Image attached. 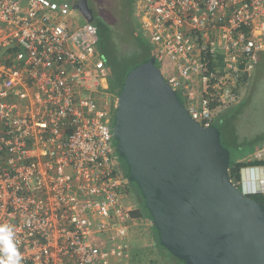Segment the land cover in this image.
I'll use <instances>...</instances> for the list:
<instances>
[{
  "label": "built area",
  "instance_id": "1",
  "mask_svg": "<svg viewBox=\"0 0 264 264\" xmlns=\"http://www.w3.org/2000/svg\"><path fill=\"white\" fill-rule=\"evenodd\" d=\"M136 1L156 60L194 118L213 119V91L226 106L238 102L241 77L264 53V0ZM79 17L69 0H0V224L13 227L21 264H103L100 244L127 250L119 238L138 219L122 201L113 113L84 97L93 77L106 92L108 82L97 27ZM248 159L264 161V141ZM241 185L264 193V165L243 168Z\"/></svg>",
  "mask_w": 264,
  "mask_h": 264
},
{
  "label": "water",
  "instance_id": "2",
  "mask_svg": "<svg viewBox=\"0 0 264 264\" xmlns=\"http://www.w3.org/2000/svg\"><path fill=\"white\" fill-rule=\"evenodd\" d=\"M86 5L74 7L93 22ZM113 135L128 182L174 256L185 264H264V203L231 178L222 131L190 114L152 59L128 73Z\"/></svg>",
  "mask_w": 264,
  "mask_h": 264
},
{
  "label": "rangeland",
  "instance_id": "3",
  "mask_svg": "<svg viewBox=\"0 0 264 264\" xmlns=\"http://www.w3.org/2000/svg\"><path fill=\"white\" fill-rule=\"evenodd\" d=\"M101 2L102 5H105L103 7H106L105 14L111 25L118 29L117 33L119 34L118 38L121 42L122 52L130 51L133 48L128 39L130 33L129 27H142L143 29L144 9L142 5L136 0H101ZM81 18L82 17H79V19ZM126 21L127 25L123 27ZM72 23H74V20ZM0 24L2 26L4 25L2 21H0ZM145 39L148 41L147 38ZM263 54L264 53L260 54L258 64L251 72V82L242 85L238 102H236L232 108L228 109L229 113L232 115V122L234 123L240 141L249 140L242 149V152L246 153L250 152L256 145L264 141ZM88 56L91 58V67L95 68L96 59L92 54H88ZM137 60H139V58H137ZM94 79L95 77H93L91 81L93 91H85L84 97L89 98L90 101L96 103L99 107L108 108L110 113H113L117 99L114 101L113 97L106 91H103L100 85H95L93 83ZM248 174L247 172L246 176ZM122 201L125 205L132 208H140V203H142L127 188L125 189V196L122 197ZM152 228L151 221L147 218H138L135 221L129 222L124 226L123 236L119 238V242L128 244L129 248L127 250L124 249L123 252L120 253L116 245L117 243L111 241L101 243L100 245L104 255L103 264H148L151 257H158L159 261H161L162 258L164 259L162 261L165 263L166 261L169 263V259L174 261V257L166 248L156 244L158 239L155 238L153 240ZM111 232H113V229L103 232L100 235L102 237H109ZM147 245H151L152 252L147 250L145 247ZM112 251H115V253L111 254ZM127 251L130 254L129 256H126Z\"/></svg>",
  "mask_w": 264,
  "mask_h": 264
},
{
  "label": "trees",
  "instance_id": "4",
  "mask_svg": "<svg viewBox=\"0 0 264 264\" xmlns=\"http://www.w3.org/2000/svg\"><path fill=\"white\" fill-rule=\"evenodd\" d=\"M55 1H64V0H55ZM93 24L97 27V42H96V50L95 54L97 60L100 62V72L102 75L106 76L108 87L107 92L113 97L114 101L120 95L123 90L124 84L126 82V77L128 73L143 63L146 60L152 59L155 63L156 67L160 68V64L156 60L155 51L151 43H149L145 38L142 27H129V41L133 49L127 52H122L121 42L118 38L119 34L115 27L111 25V23L102 18L98 17ZM127 25V21L124 23L125 27ZM127 27V30H128ZM119 28V27H118ZM141 29V30H140ZM125 39V38H124ZM264 57V54H263ZM139 58V60H137ZM258 64V63H257ZM252 80V75L245 73L236 88L238 94H240V89L243 84H248ZM211 89V88H210ZM209 96H206L209 102V106L213 110V119L211 121H203L204 125H215L222 131V142L231 150V164H230V174L231 178L238 183V186L242 188L241 180H242V169L250 166L264 165V161L251 160L248 158L260 147L261 143L256 145L250 152H242L244 146H246L249 141H240L239 135L235 130L234 123L232 122V115L229 113L228 109L232 108L236 103L231 106H226L224 101L219 97L218 93H215ZM179 96L185 102L186 100L183 98L181 92H179ZM243 102V101H241ZM115 113L116 108L113 110V119L112 125L115 123ZM115 139V137H114ZM117 141L115 139V145ZM120 156V155H119ZM129 173V168L127 166V171H125L126 177ZM130 184V182H128ZM127 183V185H128ZM134 183V188L126 187L130 192H138L141 198L139 199L142 203H140V208H134L131 211V215L135 218H147L151 221L152 224V237L153 240L156 238V244L163 246L159 240V233L157 228L153 224V217L150 213L146 200L142 193L139 190L138 185ZM252 198L257 199L264 203V193H251L249 194ZM153 245V244H152ZM151 245L145 246L148 251H151ZM153 247V246H152ZM164 247V246H163ZM165 248V247H164ZM168 250V249H167ZM169 251V250H168ZM170 252V251H169ZM137 253V251H136ZM170 254L174 257V261L169 259V263L167 264H185L179 258L174 256L171 252ZM162 256V255H161ZM158 257H151L149 259L148 264H166L158 260Z\"/></svg>",
  "mask_w": 264,
  "mask_h": 264
},
{
  "label": "clouds",
  "instance_id": "5",
  "mask_svg": "<svg viewBox=\"0 0 264 264\" xmlns=\"http://www.w3.org/2000/svg\"><path fill=\"white\" fill-rule=\"evenodd\" d=\"M17 243L13 227L0 224V264H21L22 255L18 251Z\"/></svg>",
  "mask_w": 264,
  "mask_h": 264
},
{
  "label": "flooded vegetation",
  "instance_id": "6",
  "mask_svg": "<svg viewBox=\"0 0 264 264\" xmlns=\"http://www.w3.org/2000/svg\"><path fill=\"white\" fill-rule=\"evenodd\" d=\"M69 1H71L72 5H73V9H74L75 13L81 14L79 8L74 7V5H77L78 3H80L81 0H69ZM79 5L83 6V4H79ZM103 6H105V5H102L101 0H87V5L85 6V10H87V12L89 14L93 15V21H95L98 17H102V18L109 21V19L107 18L106 14H105V12H106L105 8L106 7L104 8ZM81 16H82V14H81ZM82 19H84V17ZM114 124L115 123H113V125H112V121H111V124H110L111 135H113ZM119 161H120L121 167L123 168L124 172L127 171L128 165H127V162L125 161V159L123 157L119 156ZM127 183H126V187H131V189L134 188L135 185L133 182H130V184L128 183V185H127ZM131 193L134 196H136L138 199H140L138 192H131Z\"/></svg>",
  "mask_w": 264,
  "mask_h": 264
}]
</instances>
